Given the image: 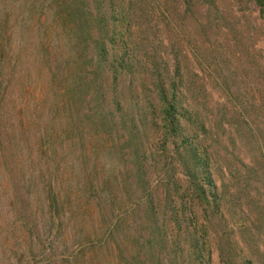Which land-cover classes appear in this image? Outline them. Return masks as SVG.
Returning a JSON list of instances; mask_svg holds the SVG:
<instances>
[{
	"label": "trees",
	"instance_id": "obj_1",
	"mask_svg": "<svg viewBox=\"0 0 264 264\" xmlns=\"http://www.w3.org/2000/svg\"><path fill=\"white\" fill-rule=\"evenodd\" d=\"M191 1L180 4L183 13ZM138 2L142 4V0H40L37 11L45 28L53 18L60 30L57 38L69 53L56 58L49 77L54 96L64 101L62 106L74 121L70 154L87 153L90 146L77 145L76 136L82 140L83 135H98L104 140L99 154L105 183L96 187L91 182L87 188L97 207L99 231L90 238L77 229L81 234L75 244L80 253L97 248L95 254H100L93 264H213L211 229L221 228L226 220L223 204L229 189L224 182L217 183L214 166L222 158L220 147L226 145L220 144L216 123L192 94L182 66L188 50L173 43L182 57L174 55L158 25L140 22ZM252 2L264 17V0ZM38 46L46 56L43 45ZM78 157L83 159L82 154ZM84 162L95 168L90 157ZM240 162L248 168L247 176L226 161L220 167L231 187L242 192L252 180L263 182L255 168ZM32 188L25 187L22 201L21 195L17 198L24 238L18 264H56L73 245L61 243L64 251L58 253L57 241L71 232L63 228L54 192L47 199V218L37 216ZM121 195L127 204L119 201ZM227 236L220 234L217 249L227 264H233L223 245L242 250L248 240L222 243ZM71 257L69 253L62 261L75 263L77 257ZM245 264L255 263L246 259Z\"/></svg>",
	"mask_w": 264,
	"mask_h": 264
},
{
	"label": "rangeland",
	"instance_id": "obj_2",
	"mask_svg": "<svg viewBox=\"0 0 264 264\" xmlns=\"http://www.w3.org/2000/svg\"><path fill=\"white\" fill-rule=\"evenodd\" d=\"M184 1L150 0L149 6L142 0L137 6L140 22L158 25L170 46L180 43L188 50L184 59L179 56L180 48L172 47L174 55L182 57L199 108L216 123L220 144L226 145L220 147L222 158L214 166L217 183L222 181L229 189L223 204L226 220L221 228L211 229L213 264H227L217 249L223 233L228 236L222 243L248 240L242 250L237 245L233 250L223 245L224 253L232 254L233 264H245L246 259L264 264V17L252 0H192L183 13L180 4ZM39 8L40 0H0V264L21 261L24 238L17 198L21 195L22 201L28 185L36 188L37 216L45 219L47 199L54 192L62 208L63 228L71 232L57 241L58 253L64 251L59 248L61 243L73 245L56 264H93L98 262L97 248L80 253L75 243L81 234L78 230L90 238L99 231H95L99 225L97 207L87 188L91 182L96 187L105 183L107 175L99 154L104 140L98 135H83L82 140L76 136L72 140L77 145L90 142V146L87 153L70 154L74 121L63 108L64 101L54 96L49 77L56 58L69 53L57 38L60 30L53 18L48 19L46 28L40 23ZM39 44L46 49V56ZM81 154L83 159L78 157ZM88 157L95 168L84 162ZM240 160L255 168L257 179L263 181L252 180L242 192L231 187V181L220 172L226 161L247 176L248 168ZM119 201L128 203L123 195ZM69 253L73 254L69 260L77 257L75 263L62 261Z\"/></svg>",
	"mask_w": 264,
	"mask_h": 264
}]
</instances>
